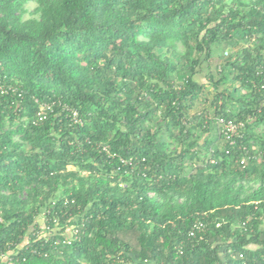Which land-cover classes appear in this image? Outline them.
Wrapping results in <instances>:
<instances>
[{"label":"trees","instance_id":"16d2710c","mask_svg":"<svg viewBox=\"0 0 264 264\" xmlns=\"http://www.w3.org/2000/svg\"><path fill=\"white\" fill-rule=\"evenodd\" d=\"M263 81L264 0H0V252L264 264Z\"/></svg>","mask_w":264,"mask_h":264},{"label":"built area","instance_id":"2783aa9c","mask_svg":"<svg viewBox=\"0 0 264 264\" xmlns=\"http://www.w3.org/2000/svg\"><path fill=\"white\" fill-rule=\"evenodd\" d=\"M1 92L5 93L6 89L4 88H0ZM260 90H261V94H262V100H261V106L258 109V112L261 114L263 120H264V81L263 83L260 85ZM35 103L38 105V111H37V119L38 120H42L45 117V112L46 109L51 110L50 104H47L45 102H41L38 99H34ZM72 114V118L74 120H77L78 118V114L75 110L71 111ZM248 120H253V117L250 116L248 117ZM217 124L219 126V132L221 134H223V136H225L228 140H230V143H232L234 141V138L238 137L240 138L242 136V132L241 130L244 128V121H233L231 119H223L220 118L217 121ZM121 162H123L124 164L127 163L129 164L131 162V160H120ZM245 161V158L242 157V159L240 160V163L243 164ZM53 223H57V219L53 217L52 219ZM83 227V222L81 221L79 224H75V225H70L66 228L65 233V239H63V243L66 244H70L71 241H73L74 239H79V233L81 232V228ZM56 230H60L59 226H56L55 228ZM204 230V223L202 221H196L192 227L189 229L188 231V235L191 237H195L197 234L202 233ZM45 233H43L45 235L49 234L50 231H48V229H44ZM58 241H56L57 243ZM16 251H12V252H0V258L2 260H4V264H14V259L12 257V254H16Z\"/></svg>","mask_w":264,"mask_h":264},{"label":"rangeland","instance_id":"374dc122","mask_svg":"<svg viewBox=\"0 0 264 264\" xmlns=\"http://www.w3.org/2000/svg\"><path fill=\"white\" fill-rule=\"evenodd\" d=\"M30 5H31L30 9H32L33 4H30ZM27 16H28V15L26 14L25 17H27ZM206 74H207V70L202 71V73H201V75H200V79H201V81L206 82V80H205V78H204V76H206Z\"/></svg>","mask_w":264,"mask_h":264},{"label":"crops","instance_id":"0c3cea01","mask_svg":"<svg viewBox=\"0 0 264 264\" xmlns=\"http://www.w3.org/2000/svg\"><path fill=\"white\" fill-rule=\"evenodd\" d=\"M39 221L41 222L42 221V218L39 219ZM2 260L0 261V264H1Z\"/></svg>","mask_w":264,"mask_h":264}]
</instances>
